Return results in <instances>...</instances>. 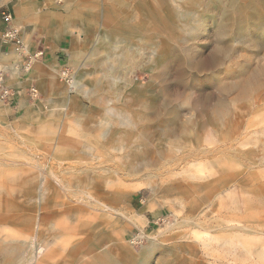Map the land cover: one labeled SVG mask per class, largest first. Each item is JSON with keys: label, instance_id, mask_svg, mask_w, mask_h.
<instances>
[{"label": "rangeland", "instance_id": "1", "mask_svg": "<svg viewBox=\"0 0 264 264\" xmlns=\"http://www.w3.org/2000/svg\"><path fill=\"white\" fill-rule=\"evenodd\" d=\"M24 1L0 4V39L7 10L33 55L28 67L0 40V70L22 104L0 102V264H264V24H254L249 7ZM219 7L227 26L242 13L243 36L215 35ZM200 15L204 27L195 29ZM123 16L129 26L144 20L172 33L152 44L125 38ZM166 36L187 63L170 54L157 62ZM220 39L228 49L219 66L188 64ZM162 100L179 110L177 126H162L165 111H147ZM148 214L164 221L151 224ZM138 229L148 239L136 247L129 238Z\"/></svg>", "mask_w": 264, "mask_h": 264}, {"label": "bare ground", "instance_id": "2", "mask_svg": "<svg viewBox=\"0 0 264 264\" xmlns=\"http://www.w3.org/2000/svg\"><path fill=\"white\" fill-rule=\"evenodd\" d=\"M3 1V0H2ZM2 1H0V4L2 3ZM82 1V0H81ZM105 1V0H104ZM108 1V3H111V6L112 5H121V6H123V7H125V6H127L126 8H128V6H129V0H107ZM117 3H116V2ZM153 1V0H152ZM155 1V0H154ZM153 1V2H154ZM160 1H163V0H158V2H160ZM213 1H215V2H213L214 4H216V3H219L220 2V0H213ZM238 1V0H237ZM237 1L236 0H229V3H230V5L231 6H234V8H235V5H237L238 7H239V9L240 10H242L245 14H246V8L247 7H249V9L252 11V17L255 19L254 20V24H258L259 22H261V24H260V26L261 25H263L264 24V17L262 16V13H261V10H263L264 11V2H261L262 0H241V2H238L237 3ZM189 2H190V4L192 5L193 4V2H195V0H189ZM254 2H257L258 3V7H259V9H256V6H255V4H254ZM155 3V2H154ZM79 5H82V6H84L85 5V2H84V0L82 1V2H80L79 3ZM133 5H135V4H133ZM132 5V6H133ZM208 6V5H207ZM160 7V6H159ZM135 8V7H134ZM207 8V7H206ZM161 9V8H160ZM136 10V9H135ZM163 10V9H162ZM234 10H237L236 8L234 9ZM127 11V10H126ZM134 11V10H133ZM207 11V10H206ZM218 11L221 13V15L224 17V18H221L220 17V20L219 21H217V23H215L216 24V26H215V35L217 34V36L218 35H227V33H232L231 35H230V40L231 39H233L234 37H238V36H243L244 35V28H245V24L247 23V22H244L243 21V19H242V13H237L239 16H240V18H238V20L236 19L235 20V22L233 23V25H226L225 23H227V19H226V16H225V14H223L224 12H225V9L224 8H218ZM131 12V11H130ZM135 12V11H134ZM237 12V11H236ZM136 13V12H135ZM188 13V12H187ZM124 14V13H123ZM127 14V13H126ZM139 14V13H138ZM137 14V15H138ZM164 14V13H163ZM203 14L204 15H206L207 14V12H203ZM159 15H160V13H159ZM129 16V15H128ZM184 16V15H183ZM132 17V16H131ZM161 17V16H160ZM185 17H187V16H185ZM103 18V17H102ZM122 18V17H121ZM126 18H127V16H123V19L122 20H120V25H119V27L120 26H122V27H124L125 28V30H122V29H120V31L122 30V32H124L125 34L123 35V37H125V38H128V37H130V36H132V37H140L141 38V40L142 39H147L150 43L149 44H152L153 42H152V40L154 39V38H156V37H160V35H162L163 33H165V32H169V33H172L171 31V28H170V26L168 25V24H165V25H163V27H159V26H156V25H154V24H151V23H149V22H147V21H144V20H141V18H140V20H141V22L140 23H138V25H135V26H129V20L127 21L126 20ZM132 18H134V17H132ZM136 18V17H135ZM166 18V17H165ZM137 19V18H136ZM138 19H139V16H138ZM161 19V18H160ZM187 19L189 20V17H187ZM133 20V19H132ZM226 20V21H225ZM200 24H198L197 26H196V28L195 29H199V28H203L204 27V24L203 23H205V18L204 17H201V15H200V17H198V20H197ZM128 22V23H127ZM169 22V21H168ZM109 23V22H108ZM171 23V22H170ZM172 24V23H171ZM203 24V25H202ZM110 25V24H109ZM132 25V24H131ZM173 26V25H172ZM175 26V25H174ZM187 27H189L190 28V26H188V25H186ZM109 27V26H108ZM176 27V26H175ZM177 28V27H176ZM115 30H117V29H115ZM174 30V29H173ZM183 30V29H182ZM99 31H100V29H99ZM183 31H185V30H183ZM186 32V31H185ZM99 34H101V33H99ZM100 36V35H99ZM169 38H171L170 37V35H169ZM140 40V41H141ZM147 41V42H148ZM159 41V40H158ZM171 40H169L168 39V36H166V38H163L162 39V41H160L159 43L161 44V46H160V48H159V52H158V54H159V56L157 57V62H159V61H161L162 62V59L166 56V55H169L170 54V56H171V61H172V59L173 58H175V57H178V60L179 61H181L182 63H184L183 62V60H186V58L185 59H183L182 60V55L181 54H179V53H181V51L180 52H178V51H176V49H174L172 46H171ZM143 43V42H142ZM222 43H224V40L223 39H220L219 41H218V43L216 42V46H214V50H213V52L208 56V57H206V58H204V57H201V56H198V59H196V60H192V55H191V57L190 56H188V58L190 57L191 58V60H192V62L190 61L188 64L189 65H192L193 67H196V68H199V67H201V68H205L206 67V69H207V67H213V68H216L217 66H219V64H221L222 62H223V59H224V57L226 56L225 54H226V52H227V50L226 49H228V47L226 48V46H223L222 45ZM145 44V43H144ZM109 45H110V43H109ZM156 45V44H155ZM151 46V45H150ZM182 49H188V47H187V45L185 44L183 47H182ZM150 52V51H149ZM184 52V51H183ZM185 52H186V50H185ZM135 53V52H134ZM188 53H190V51L188 52ZM190 54H192V53H190ZM193 54L195 55V52H193ZM35 57H37V54H36V56ZM130 58V57H129ZM144 59V58H143ZM169 59V60H170ZM141 60V59H140ZM168 60V61H169ZM133 61V60H132ZM142 61V60H141ZM171 61L170 62H166L167 64L168 63H171ZM130 63H132V62H130ZM129 63V64H130ZM135 63V62H134ZM163 63V62H162ZM186 63H187V60H186ZM133 66H134V64H133ZM200 68V69H201ZM162 77V76H161ZM179 77V76H178ZM181 78V77H180ZM74 86L76 85V82L73 84ZM72 86V85H71ZM78 105V104H77ZM76 105V106H77ZM68 106V105H67ZM72 106V105H71ZM220 109V108H219ZM218 109V110H219ZM150 110V113H152L153 115H158L159 114V112L161 111V110H163V111H165V113H166V115H167V118H166V120H165V122H162L163 123V125L162 126H166V125H168L169 124V126L170 127H174V126H177L178 124V121H179V118H180V112H179V110L175 107V106H171V105H169V103L166 101V100H162L161 102L159 101L158 103H154V104H150L148 107H147V111H149ZM218 112V111H217ZM164 121V120H163ZM86 127V126H85ZM134 154V153H133ZM133 157V156H132ZM132 160V159H131ZM131 160H130V162H131ZM106 166V165H105ZM107 169V168H106ZM105 169V170H106ZM106 171H108V170H106ZM104 172V171H103ZM102 174H104V173H102ZM106 175V174H105ZM103 177V176H102ZM57 183V182H56ZM59 183V182H58ZM57 183V184H58ZM62 185V184H61ZM61 185H60V187H61ZM70 187V186H69ZM67 189V188H66ZM63 190V189H62ZM63 192H64V190H63ZM65 194H66V192H65ZM65 196V195H64ZM77 199V198H76ZM92 199V198H91ZM5 199H0V204H1V206H4V204H5ZM96 202V201H95ZM60 204H62V203H60ZM92 205V204H91ZM101 206H103V205H101ZM60 209V208H59ZM60 211H61V209H60ZM31 216V215H30ZM44 216V215H43ZM43 219V218H42ZM5 220H7V217L5 216V214H4V212H3V210H2V212L0 211V223H2V222H4ZM53 224V223H52ZM39 225V224H38ZM56 226V225H55ZM54 226V227H55ZM26 227V226H25ZM28 227H30V226H28ZM37 229V228H36ZM56 232V231H55ZM18 233V232H17ZM21 234V233H20ZM19 236V235H18ZM24 236V235H23ZM25 237V236H24ZM30 237V236H29ZM15 238H17V237H15ZM30 238H32V237H30ZM46 238V237H45ZM49 238V237H48ZM83 238V237H82ZM55 239V238H54ZM18 241V240H17ZM21 241V240H20ZM22 241H24V240H22ZM43 241V240H42ZM50 242V241H49ZM18 243V242H17ZM52 243V242H51ZM41 244V243H40ZM18 246V245H17ZM7 248V247H6ZM11 248V247H10ZM27 248V247H26ZM15 249V248H14ZM23 250H24V248H22ZM7 250V249H6ZM8 252L10 251L9 249L7 250ZM13 251V250H12ZM29 251V250H28ZM40 251H41V249H40ZM3 252V251H2ZM43 252V251H42ZM5 253H6V251H5ZM14 253V252H13ZM17 253V252H16ZM24 253V252H23ZM39 253V252H38ZM7 254V253H6ZM5 255V254H4ZM29 255V254H28ZM27 255V256H28ZM38 256V255H37ZM1 257H2V255H1ZM14 257V256H13ZM21 257V256H20ZM15 258V257H14ZM16 263H18V262H16Z\"/></svg>", "mask_w": 264, "mask_h": 264}, {"label": "built area", "instance_id": "3", "mask_svg": "<svg viewBox=\"0 0 264 264\" xmlns=\"http://www.w3.org/2000/svg\"><path fill=\"white\" fill-rule=\"evenodd\" d=\"M1 20L4 24V29L1 36V45L4 47L15 46L16 50L28 58V67L33 63L32 54L26 49L23 42L20 39V28L15 26L13 14L10 11L3 10L1 12ZM44 56V50L39 51L37 59H41ZM62 80L70 82L71 74L68 69H64L61 72ZM30 95L32 98L37 97V90L35 88L30 89ZM18 97V92L7 85V71L6 69L0 70V102L2 103H13ZM164 221L161 219L158 223ZM151 223V224H158ZM148 239V234L145 230H136L129 238V243L133 246H142Z\"/></svg>", "mask_w": 264, "mask_h": 264}, {"label": "crops", "instance_id": "4", "mask_svg": "<svg viewBox=\"0 0 264 264\" xmlns=\"http://www.w3.org/2000/svg\"><path fill=\"white\" fill-rule=\"evenodd\" d=\"M4 1V0H3ZM47 1H52V0H47ZM69 1H73V0H69ZM79 2H78V4H77V6L78 7H85V6H87V2H88V0H84V2H85V5L84 6H82V5H79V3L80 2H82L81 0H78ZM60 2V0H58V3ZM61 3H66V0H61ZM25 4V1L24 0H18V7L19 8H21L23 5ZM24 13H26L25 11H24ZM15 26H17V25H15ZM18 27V26H17ZM51 37V38H53L54 37V35H53V32L51 31L50 32V34H47V36L45 37L46 38V43L48 42V40H50L49 38ZM61 39H62V41H61V43H60V46H61V48L59 49V51L56 53L57 54V56H56V59H57V61L58 60H60L61 59V56H63L64 55V53L67 51L66 49H63V45H64V47H67V43H68V39H67V37L65 36V37H61ZM66 50V51H65ZM49 51H50V49H49ZM6 53H8L9 55H7V56H10L11 54H14V53H12V52H8V51H6L5 52V54ZM67 55V54H66ZM11 88H13L14 90L16 89V88H18V87H14V85H9ZM20 98L21 97H17L16 98V100L13 102V103H11V105H12V107L14 108V109H18V108H20L21 107V103H20ZM148 217H149V219H153V223H158L161 219H163L164 218V216H163V214H161V216L160 215H153V214H148Z\"/></svg>", "mask_w": 264, "mask_h": 264}]
</instances>
